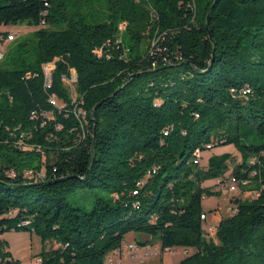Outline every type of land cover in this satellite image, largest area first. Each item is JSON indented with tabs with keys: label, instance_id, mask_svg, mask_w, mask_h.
Returning <instances> with one entry per match:
<instances>
[{
	"label": "trees",
	"instance_id": "obj_1",
	"mask_svg": "<svg viewBox=\"0 0 264 264\" xmlns=\"http://www.w3.org/2000/svg\"><path fill=\"white\" fill-rule=\"evenodd\" d=\"M21 25L40 28L0 68V235L54 241L41 264H104L128 234L194 250L178 264H264V0H0V27ZM207 146L234 147L230 176L257 193L230 201L211 240L202 202L218 193L202 185L232 157L193 165ZM40 168L42 181L23 179ZM95 189L112 199L90 211L67 202Z\"/></svg>",
	"mask_w": 264,
	"mask_h": 264
},
{
	"label": "rangeland",
	"instance_id": "obj_2",
	"mask_svg": "<svg viewBox=\"0 0 264 264\" xmlns=\"http://www.w3.org/2000/svg\"><path fill=\"white\" fill-rule=\"evenodd\" d=\"M105 11V10H104ZM125 22L119 23L117 27V32L114 37V42L115 44L119 41H121V37L125 31L126 28V23L125 26H121ZM120 26L122 33L120 32ZM40 27L35 28V27H28L25 25L21 26H9V27H0V33H6L7 35L13 34L15 35V38L13 42H8L5 43L4 45L0 44V68L6 67L7 64L10 63L11 61V56L10 54L16 50V45L22 41H26L27 43H32L35 40L34 33L38 31ZM44 28V27H41ZM108 46V44H106ZM111 46V45H110ZM31 47V46H29ZM28 49H31L29 48ZM41 70L43 75L46 78L51 77V73L54 70L53 64L47 63V64H42L41 65ZM72 76L70 79L64 80L65 87L68 89L71 98L73 99V102L78 99V95L76 93V75L75 72H71ZM29 75V74H28ZM60 107L62 105L59 104ZM227 148L223 149L224 147H217L209 151H205L200 155L199 159V165H197L199 168H205L207 160L211 156H218L222 154H229L232 159L229 163V172H227L223 179L224 181H232V178L230 176V170L232 169L234 162L239 161L240 162V156L237 153V151L234 149L232 146H226ZM29 148V147H28ZM32 149V148H29ZM39 152V151H36ZM40 153V152H39ZM41 168L37 171H40ZM28 171V170H23V172ZM22 172V173H23ZM231 183V182H230ZM216 181H213L211 183V188L212 191L215 193H218V195L205 198L202 208L204 213L208 214L210 210L213 208H216L219 206V217L225 218L227 217L230 213V209H232V206L228 205V202L230 204V201L232 199H235L233 195L235 194H240V195H245V193H249L250 190H248V187L252 186L253 183H250L249 185L242 184L241 186H238L236 183L229 184L227 183L225 187H217L216 189ZM234 185L236 188L234 191H230L228 188L230 186ZM243 189H242V188ZM253 193V191H252ZM97 198L101 199H112V195H110L108 192L104 190H99L95 189L93 191H87V190H78L75 192V194H72L67 197V202L71 204L74 207L82 208L85 211H90L95 203V200ZM207 216V215H206ZM220 218V220H221ZM218 219L216 218L214 221L210 220L209 218L205 217V220H202V224L204 225V228L206 230L210 228H214L217 226ZM214 238V237H213ZM213 238H208V240H211ZM0 239L5 241L6 246L4 249H8L9 253L11 254V258H7L2 261L0 258V264H31L34 262L37 258H39V254L41 253L42 250L47 251V250H52V246L55 243L54 241H48L44 244L41 243L39 238L33 233V232H7L4 233L3 235H0ZM135 240L136 242H144L147 241L149 244H151L150 249L159 251V245L156 237H150L146 235H141V234H128L125 237L126 241L130 240ZM194 250L190 249L188 250L187 255L191 254ZM112 259L114 261H117V257L113 254H110ZM184 250L183 249H177L174 250L173 253H167L161 256H158L157 258L154 259H149L146 261L145 264H178L182 258H184ZM13 257V258H12ZM106 264V262L104 263ZM114 264H119L114 262ZM120 264H139L137 261H130L128 258H124L120 260Z\"/></svg>",
	"mask_w": 264,
	"mask_h": 264
},
{
	"label": "built area",
	"instance_id": "obj_3",
	"mask_svg": "<svg viewBox=\"0 0 264 264\" xmlns=\"http://www.w3.org/2000/svg\"><path fill=\"white\" fill-rule=\"evenodd\" d=\"M121 26H125V23L121 24ZM121 26H120L119 30L122 33L123 30H121ZM14 38H15V35H13V34L6 35V36L0 35V44L4 45L5 43L13 42ZM95 52H97L98 55H100L102 53V50L101 49H96ZM71 76H72V74H71ZM50 81H51L50 77L46 78V85L47 86H49ZM247 94H249V91L245 90V92L243 93V96H246ZM50 103L52 105L56 106V102L54 100H51ZM77 117H79V118L84 120V114L82 112L78 111L77 112ZM19 145H21V144H19ZM205 149H206V151L212 150L211 146H207ZM37 151H39V149H37ZM203 152H205V151H203ZM203 152L199 151V150L196 151V157H195V160L193 161V165H199L200 155ZM253 161H254V159L252 160V162ZM156 170L157 169L153 168L151 171H148L146 173V178L151 177L156 172ZM7 175L10 176V177H15L16 174H15V172L13 170H9V171H7ZM22 177H23V179H25L26 181H28L30 183H37V182L42 181L45 178V175H44V170L43 169H41L40 171L28 170V171H25V172L22 173ZM227 183L232 184L234 182H233V180L232 181H224V180L216 181V184H215L216 185V189H217V187H225ZM143 184H144V181H140V182H138L136 184V186H137V188H141L143 186ZM235 188L236 187L234 185H232L228 189L232 192V191L235 190ZM136 193L137 192H133V195H136ZM256 196H257V193H255V192L251 195V197H256ZM204 199H205V197L203 198V200ZM234 212H235L234 208L230 209V212H229L230 214L229 215L233 214ZM200 219L201 220H205V215H201ZM216 229H217V226H215L213 229L210 228V229L206 230L204 228V225L202 224V230H203L204 238L205 239H208L210 237L213 238L215 236ZM174 250L175 249H164V250H161L159 248V251H155V250H151L149 245L140 247V246H138L137 243H128L126 241H123L121 243L120 247L117 248L115 251H113L111 253V254L115 255L118 258L117 261H114L112 259V257L110 256V254H109L105 258V262H106V264H114V262L119 263V259L129 257V258H133V259L137 260L139 264H142L145 260L154 259V258H157L158 256H161V255H164V254H167V253H173ZM186 252L187 251L184 249V254H187ZM41 263H42L41 259L37 258L31 264H41Z\"/></svg>",
	"mask_w": 264,
	"mask_h": 264
},
{
	"label": "crops",
	"instance_id": "obj_4",
	"mask_svg": "<svg viewBox=\"0 0 264 264\" xmlns=\"http://www.w3.org/2000/svg\"><path fill=\"white\" fill-rule=\"evenodd\" d=\"M225 148H227V147H224L223 149H225ZM208 161V160H207ZM207 164V163H206ZM213 181L214 180H211V181H207V182H205V183H203V185H202V187H209V186H211V183H213ZM242 188V187H241ZM243 189V188H242ZM251 194H252V191H250L249 193H245V195H240V194H235V195H233L234 196V198H237V197H242V198H244V199H250L251 198ZM204 200H206V199H204ZM204 200H203V202H204ZM203 202H202V205H203ZM228 205H230V206H232L231 204H229V202H228ZM219 206H217L216 208H213L212 210H210L209 212H208V214H206L207 216V218H209L211 221L213 220H215L216 218H219L218 219V222L220 221V218L221 217H219L218 215H219ZM222 219V218H221ZM38 238V237H37ZM40 240V239H39ZM126 241V240H125ZM126 242H128V243H137L134 239L133 240H130V241H126ZM144 242H147V241H144ZM143 242V243H144ZM149 246H151L150 244H148ZM159 245V244H158ZM58 246L56 245V243H54L53 244V246H52V250H54V249H56ZM177 249H182V248H176L175 250H177ZM184 250V249H183ZM187 252H188V250H190V249H185ZM6 251H9L8 249L6 250ZM11 255V254H10ZM187 254H185V256H186ZM184 256V257H185ZM13 258V257H12ZM126 258H128L130 261H137V260H135V259H133V258H129V257H126ZM121 259H124V258H121ZM121 259H119V264H120V260ZM183 259V258H182ZM181 259V260H182ZM180 260V261H181ZM146 261L147 260H145L142 264H145L146 263ZM138 262V261H137ZM7 264H8V262H7Z\"/></svg>",
	"mask_w": 264,
	"mask_h": 264
},
{
	"label": "water",
	"instance_id": "obj_5",
	"mask_svg": "<svg viewBox=\"0 0 264 264\" xmlns=\"http://www.w3.org/2000/svg\"><path fill=\"white\" fill-rule=\"evenodd\" d=\"M213 7H214V3H213V5L211 6V8L209 9V11H208V14H207V17H206V25L208 24V21H209V14L211 13V10L213 9ZM132 77H130L129 79H131ZM94 138V137H93ZM93 144H94V141L92 142V147H93Z\"/></svg>",
	"mask_w": 264,
	"mask_h": 264
},
{
	"label": "bare ground",
	"instance_id": "obj_6",
	"mask_svg": "<svg viewBox=\"0 0 264 264\" xmlns=\"http://www.w3.org/2000/svg\"><path fill=\"white\" fill-rule=\"evenodd\" d=\"M195 157H196V154H195Z\"/></svg>",
	"mask_w": 264,
	"mask_h": 264
}]
</instances>
